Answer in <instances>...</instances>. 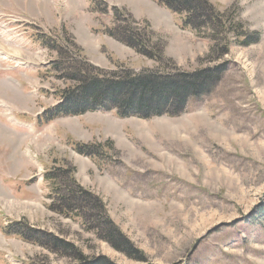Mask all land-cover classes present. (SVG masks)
<instances>
[{
	"label": "rangeland",
	"instance_id": "obj_1",
	"mask_svg": "<svg viewBox=\"0 0 264 264\" xmlns=\"http://www.w3.org/2000/svg\"><path fill=\"white\" fill-rule=\"evenodd\" d=\"M206 2L228 24L195 31L154 0H0V264H264V0ZM118 28L137 30L153 58ZM61 53L106 74L226 70L178 116L47 120L70 84L53 70ZM48 174L71 198L97 199V217L140 257L65 213Z\"/></svg>",
	"mask_w": 264,
	"mask_h": 264
},
{
	"label": "trees",
	"instance_id": "obj_2",
	"mask_svg": "<svg viewBox=\"0 0 264 264\" xmlns=\"http://www.w3.org/2000/svg\"><path fill=\"white\" fill-rule=\"evenodd\" d=\"M154 1L172 12L183 15L184 26L195 31L200 30L203 26L214 29L218 27L215 25L217 21H222L221 24L224 25L228 24L229 21L224 15H220L206 0ZM117 36L118 38L121 36L119 41L138 54L153 58L152 52L146 47L149 42L143 40L144 36L142 38L137 30L118 28L113 37ZM256 41V35L251 34L250 36L244 35L243 40L238 43L239 45L248 46ZM53 46L56 45L53 44ZM74 48L81 53L75 45ZM52 50L59 54L57 49L53 48ZM61 54V58L56 59L53 63V70L59 73V78H65L70 84L60 92V102L47 110L48 113L45 115L47 119L58 116H79L99 109L103 111L114 110L120 117H139L142 119L162 115L178 116L185 110L187 100L190 97L199 96L210 91L220 81L226 70L225 65H215L213 68L191 73L178 71L176 75L154 70H145L139 73L131 70H121L106 74L101 70L90 68L83 59L79 66L75 65L77 62L74 63L75 66H70L65 53ZM61 61L64 62L61 63ZM87 147L86 145L76 144L75 151L83 155L93 153ZM70 176L69 179L72 180V175ZM45 179L51 182L53 192H55L60 205H62L61 208L65 207L66 209L65 213L76 212V210L84 213L88 221L95 223L96 232H103L106 236H104V239L114 249L129 253L130 256L133 254L134 257H140L137 251L132 249L126 240L114 231L111 224L97 217L98 204H100L97 199H91L88 193L82 192L74 200L69 196V192H65L67 189L60 190L56 177L48 174ZM70 180H68V184L71 186L72 181ZM84 202H92L94 213L89 211V207L84 205ZM20 234L23 235L22 232ZM38 239L42 240L41 237ZM51 243H55L53 247L59 252L68 249L67 244L65 245L56 239L51 240ZM100 263L98 261L97 264Z\"/></svg>",
	"mask_w": 264,
	"mask_h": 264
},
{
	"label": "bare ground",
	"instance_id": "obj_3",
	"mask_svg": "<svg viewBox=\"0 0 264 264\" xmlns=\"http://www.w3.org/2000/svg\"><path fill=\"white\" fill-rule=\"evenodd\" d=\"M1 106L3 107L2 109H3V113H2V115H5L7 118H8V120L9 121H13V122H15L16 120L14 119V116H13V114L11 113V110H10V108L9 107H7V105L6 104H1ZM29 130L31 131V128L29 127Z\"/></svg>",
	"mask_w": 264,
	"mask_h": 264
}]
</instances>
